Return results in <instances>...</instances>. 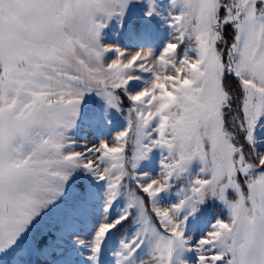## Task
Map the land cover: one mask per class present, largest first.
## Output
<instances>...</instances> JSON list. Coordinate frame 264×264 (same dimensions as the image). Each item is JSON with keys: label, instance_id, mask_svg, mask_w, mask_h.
Listing matches in <instances>:
<instances>
[{"label": "snow or ice", "instance_id": "6c2138e0", "mask_svg": "<svg viewBox=\"0 0 264 264\" xmlns=\"http://www.w3.org/2000/svg\"><path fill=\"white\" fill-rule=\"evenodd\" d=\"M112 241L113 264H264V0H0V256Z\"/></svg>", "mask_w": 264, "mask_h": 264}, {"label": "rangeland", "instance_id": "374dc122", "mask_svg": "<svg viewBox=\"0 0 264 264\" xmlns=\"http://www.w3.org/2000/svg\"><path fill=\"white\" fill-rule=\"evenodd\" d=\"M118 31V26L116 24L115 21H113L112 25L108 28L105 29V34L106 37L108 39H112L114 38V32ZM161 41L167 38V31L166 30H160L159 32V37H158ZM124 34L122 33L120 36V40L121 43L124 42ZM158 160H159V152H155L153 155V163L154 164H158ZM80 179V177L78 176L76 178L75 182H78ZM71 195V186L69 189V197H66L65 200L61 201V203L53 206V208L47 212H45L43 214L42 217L38 218V220L36 221V223H40V222H47L48 220L52 219L53 217H55L57 215V213L64 207V205L66 204L67 200L70 198ZM201 217L202 220L197 221V228L198 230H204L207 227V223L203 222L204 220L210 222V218L214 217V206L213 205H209L208 207H206L203 212L201 213ZM32 235V230H30V232L28 234L25 235V237H23L21 239V241L19 242L20 245H23L25 243V241ZM115 243L116 242H110L106 248H105V252H104V256H103V264H113V258L111 257V250L114 249L115 247ZM15 254V250H13V252H10L8 254H5L3 256H0V261H2V264H10V260L11 258L14 256Z\"/></svg>", "mask_w": 264, "mask_h": 264}, {"label": "trees", "instance_id": "16d2710c", "mask_svg": "<svg viewBox=\"0 0 264 264\" xmlns=\"http://www.w3.org/2000/svg\"><path fill=\"white\" fill-rule=\"evenodd\" d=\"M211 219H212V218H210V221H211ZM113 242H115V241H113Z\"/></svg>", "mask_w": 264, "mask_h": 264}]
</instances>
